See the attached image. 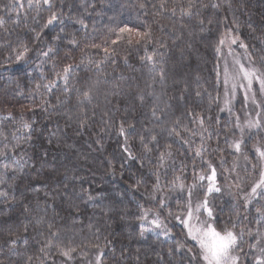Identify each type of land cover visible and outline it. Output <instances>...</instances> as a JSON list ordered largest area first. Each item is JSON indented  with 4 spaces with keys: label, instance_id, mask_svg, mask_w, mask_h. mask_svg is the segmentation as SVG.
I'll return each mask as SVG.
<instances>
[{
    "label": "snow or ice",
    "instance_id": "obj_1",
    "mask_svg": "<svg viewBox=\"0 0 264 264\" xmlns=\"http://www.w3.org/2000/svg\"><path fill=\"white\" fill-rule=\"evenodd\" d=\"M248 7L0 0V79L19 74V107H0V264H264V27L244 36ZM133 57L140 74H117Z\"/></svg>",
    "mask_w": 264,
    "mask_h": 264
},
{
    "label": "trees",
    "instance_id": "obj_2",
    "mask_svg": "<svg viewBox=\"0 0 264 264\" xmlns=\"http://www.w3.org/2000/svg\"><path fill=\"white\" fill-rule=\"evenodd\" d=\"M119 2H124V0H117V3ZM249 7L247 9V12L244 14V16L241 17L242 22V32L244 36L251 41V35L256 34L259 35L260 29L264 27V0H248ZM108 15H112L111 12L108 13ZM120 20L123 21H128L131 20L132 22H135V13L134 12H129L125 11L123 16L120 17ZM103 23H109L107 20V17L104 18ZM248 25H251L250 27ZM201 55L204 57V60L200 62V70L202 75L204 76H210L211 70L213 67V60L212 56L213 54L211 51L205 52L203 49L201 50ZM179 56V50H177L176 57L174 58V62L176 59H178ZM195 65V61L193 62ZM171 67V64H170ZM133 69H136L135 73L133 72ZM139 69L140 65L138 63V58L133 57L130 61V66L125 68V67H120L117 69V74L120 72H123L124 75H139ZM111 70V69H109ZM18 73H13V72H7L4 73V79H0V107L4 106V102L7 100L12 104H16L17 107H19V104L15 99H13V91L15 89V84L8 85L7 80L11 76L13 79L18 76ZM20 85L22 88L25 89V94H27L28 90L34 89V84H28L27 81L24 78L20 79ZM20 103H28L26 100H21ZM113 145H109L108 151L111 152L113 150ZM39 152V148L37 149V153ZM65 162L64 157L59 154V153H52L49 155L47 158V163L46 167L51 168V167H60L61 163ZM255 179V177H252ZM51 183V181H49ZM85 223L87 221L85 220ZM111 223V222H110ZM113 228L115 229L117 233V237L119 239H123L126 236V233L132 229L135 228V221L131 218H129L128 223H120L116 222L113 224ZM149 240L152 241L154 240V237L151 235L149 236ZM133 248L136 247V245L133 243L132 245Z\"/></svg>",
    "mask_w": 264,
    "mask_h": 264
},
{
    "label": "rangeland",
    "instance_id": "obj_3",
    "mask_svg": "<svg viewBox=\"0 0 264 264\" xmlns=\"http://www.w3.org/2000/svg\"><path fill=\"white\" fill-rule=\"evenodd\" d=\"M242 51V50H241ZM238 99H239V97H238Z\"/></svg>",
    "mask_w": 264,
    "mask_h": 264
}]
</instances>
